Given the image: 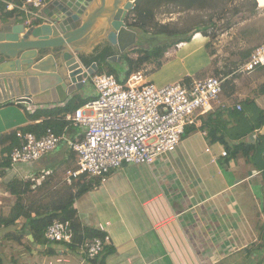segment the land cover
I'll list each match as a JSON object with an SVG mask.
<instances>
[{
  "label": "crops",
  "instance_id": "obj_1",
  "mask_svg": "<svg viewBox=\"0 0 264 264\" xmlns=\"http://www.w3.org/2000/svg\"><path fill=\"white\" fill-rule=\"evenodd\" d=\"M24 22L16 12H0V26ZM134 31L138 34V44L132 50L145 49L143 46L148 39H141L140 43L142 33ZM208 43L202 33H194L189 42L170 46L160 67L150 62L144 64L140 72L146 75L147 82L160 88L187 78L195 80L211 66ZM77 46L86 58L95 56L97 50L112 49L108 32L97 26ZM136 54L129 57L136 59ZM121 65L126 70V63ZM96 95L89 80L83 90L63 104L35 106L9 101L0 106V140L3 135L44 120L31 121L28 110L33 114L38 109L62 108L76 98L89 100ZM251 100L264 109V95ZM243 101L246 98L237 94L224 96L215 109L220 104L233 107ZM250 116L249 119L253 117ZM205 117L201 118V126L208 119ZM225 119L229 122L227 142L230 145L241 142L252 145L264 134L262 129L237 138V124L227 116ZM77 132L79 129L72 127L68 133L74 136ZM227 151L225 144L212 142L207 131L195 129L183 137L176 152L158 159L152 168L124 165L112 173L106 184L97 189L93 187L82 199L78 198L75 207L82 226L98 230L100 224H109L105 233L111 238L110 247L114 252L107 257L106 264H223L225 259L244 249L253 252L247 264H256L264 256V150L253 160L243 155L223 157L222 153ZM76 167L77 158L63 144L33 165L16 166L12 171L16 176L10 179L8 174L6 178L39 183L55 173L56 182L61 180V191L68 189L66 172ZM55 186L58 187L57 183ZM4 196L12 202L3 214L7 215L16 200L7 190ZM2 202L0 200V204ZM3 233L2 229L0 236ZM27 238L33 241L30 236ZM5 241L9 245L14 240L6 238ZM32 248L39 264H54L55 261L58 264H92L84 260L81 253H60L66 250L61 246L57 247L58 256L47 255V247L35 244Z\"/></svg>",
  "mask_w": 264,
  "mask_h": 264
},
{
  "label": "built area",
  "instance_id": "obj_2",
  "mask_svg": "<svg viewBox=\"0 0 264 264\" xmlns=\"http://www.w3.org/2000/svg\"><path fill=\"white\" fill-rule=\"evenodd\" d=\"M53 1L0 0L7 11L19 12L27 27L44 24L42 13ZM257 2L260 7V1ZM260 69H264V43L237 71L250 75ZM90 81L96 97L66 116L79 132L70 136L67 127L62 134L48 130L39 138L19 131L20 145L10 155L14 168L33 165L65 144L77 158V167L66 172V185L72 186L81 176H86L97 180L94 187L103 186L124 165L152 168L158 159L176 152L187 129H201V118L213 112L224 96V81L216 77L195 79L190 84L182 81L163 88L147 82L143 72L132 74L125 83L108 74H95ZM237 109L241 110V105ZM222 156L229 157L227 152ZM108 225L100 224L98 231L105 233ZM45 236L51 245L71 244L74 231L69 222L55 220ZM110 244L108 234L104 238H85L81 251L87 259L94 260Z\"/></svg>",
  "mask_w": 264,
  "mask_h": 264
},
{
  "label": "trees",
  "instance_id": "obj_3",
  "mask_svg": "<svg viewBox=\"0 0 264 264\" xmlns=\"http://www.w3.org/2000/svg\"><path fill=\"white\" fill-rule=\"evenodd\" d=\"M198 1L199 0H138L135 3V7L128 18V25L143 35H153L154 37L159 36L163 38H153L152 40H155L156 44L151 47V49L139 50L137 52L138 57L136 59L130 58L127 54L123 57L121 64L125 62L127 66L124 78L120 77L117 69L113 66L114 63L108 60L109 57L114 55V51L111 48L101 51L97 50L95 56L84 59L85 64L87 66H91L93 63H97L99 65L97 74L113 75L120 83H125L132 74L140 72L144 64H148L150 62L154 64L158 63L156 67H160V59L165 56V50H167L170 46H176L181 43L189 42L193 36L192 34L194 33H191V35L184 34L181 36L178 33L169 31L167 26H158V29L154 33H151L148 29L154 20L155 9L165 3L182 4L185 7H188V9H192L194 8L193 4ZM4 11H6V6L0 2V12ZM16 13L20 16L19 12ZM132 20L134 21L131 22ZM198 31L200 30H197L196 33ZM210 46V43H208V51L210 50ZM250 55L251 53H247L244 58L248 59ZM184 81L186 84H190L193 80L187 78ZM92 99L83 100L81 98H76L62 108L38 109L33 114H31L28 110L27 114L31 121H38L43 118L44 120L40 124H32L21 128L18 131L2 136L0 140L1 153L6 155V159L5 162L0 165V167L3 168L1 175L6 177L9 172L14 169L10 155L13 149L20 145V140L18 138L19 131L23 133H32L39 138L45 135L48 130H52L57 134H62L67 127H73L71 123L66 120L67 114L75 113L76 110L86 105ZM238 105H241V110L237 109ZM247 109L251 110L248 111L247 114L249 112H255L251 119L247 117L245 112ZM226 116L235 121L237 124L235 127V134H237V138H240L248 133L264 129V109L258 108L253 100L248 99L243 101L241 104L236 103L233 107H219L213 112L206 114L205 118L208 119L204 122L203 126H201L202 130L207 131L208 137L211 138L212 142H221L226 145L229 158H235L239 155H243L245 157H252V160L255 159L256 156L264 150V134L259 136L256 139V142L252 145L245 142H241L237 145H230L227 142V135L230 130L228 131L227 129L229 122L225 119ZM212 121L214 126H212ZM193 130H195L194 127H189L186 134L192 132ZM221 131H225V133L223 132V134L219 136ZM39 177L40 175L37 176V178ZM55 181V173L45 177L43 183H38L37 181H32L30 179L24 181L17 178L9 181L6 185V189L11 196L15 197L16 203L8 216L0 215V231L4 228L19 225V231H21L22 236L26 237V242L24 243V240L16 236L14 233L9 234L7 238H11L14 241H20L22 243L21 245H27L29 249L30 246H34L36 244L42 248L47 247L45 249L47 255L58 256L57 247L61 246L71 253H81V255L84 256V260L89 261L92 264H106L107 257L114 252V250L110 247L111 244L106 245L103 253L94 260L87 259L82 253L81 245L85 238H104L107 234L82 226L78 217V211L75 207L76 200L89 192L94 185L97 184V181L88 180L86 176H81L72 186H68L66 191L61 192L62 194L55 192L57 196L53 197L50 202L44 205L41 203V200H34L31 198L32 195L36 194V191L39 192L45 187H51ZM55 189L57 188L55 187ZM55 220L69 222L71 224L74 231L73 243L52 244L53 248L51 247V244L47 241L45 234L48 227L52 225ZM29 236L33 237V241L27 238ZM252 254V250H241L238 253L232 254L228 257V259H225L223 264H247L251 259ZM261 257L262 258L258 260L256 264H264V256ZM0 264H3L1 256Z\"/></svg>",
  "mask_w": 264,
  "mask_h": 264
},
{
  "label": "water",
  "instance_id": "obj_4",
  "mask_svg": "<svg viewBox=\"0 0 264 264\" xmlns=\"http://www.w3.org/2000/svg\"><path fill=\"white\" fill-rule=\"evenodd\" d=\"M138 0H55L42 15L44 24L0 26V106L15 101L35 106L63 104L97 74L99 65L87 66L83 41L95 26L108 32L120 63L138 44L128 25ZM33 239L32 236H30Z\"/></svg>",
  "mask_w": 264,
  "mask_h": 264
},
{
  "label": "rangeland",
  "instance_id": "obj_5",
  "mask_svg": "<svg viewBox=\"0 0 264 264\" xmlns=\"http://www.w3.org/2000/svg\"><path fill=\"white\" fill-rule=\"evenodd\" d=\"M193 6L194 8L188 9V7L182 4H163L155 9V17L148 30L154 33L158 29V26H167L169 31L178 33L181 36L184 34L191 35V33H196L197 30H200L198 32H201L203 36L208 38V42L211 45L209 52L212 61L210 68L200 73L196 80L208 77L222 79L224 81L225 97H233L237 94L246 98V100H251L253 97L263 96L264 69H260L250 75L239 74L237 70L246 60L244 58L245 55L252 53L258 46L264 43V8L259 7L257 0H199ZM152 36L143 34L140 36V43L141 39H148L146 46H143L145 49H151L156 44V41L152 40L153 38H163ZM138 51L129 50L127 55H133ZM167 51L165 50L166 53ZM164 57L160 59V62L163 61ZM113 66L117 69L120 77L125 75V69L121 67V64L114 63ZM248 111L251 110L247 109L245 111L246 114ZM254 114L255 112H249L247 117H251L250 115L254 116ZM5 159L6 155L0 152V165L5 162ZM23 166L29 165H19V167ZM2 171L3 168L0 167V200L3 201L0 204V212L2 216H8L12 208L7 215L3 214L7 213L6 210L10 209L12 202L9 201L8 197H5L6 195L4 196V191L7 190L6 185L9 182V178L15 177L16 174L10 171L9 178H6L1 175ZM56 179H58V176H56ZM60 181L59 179L57 182H53L51 187H45L39 192L36 191V194L32 195L31 198L41 200L43 205L50 202L53 197L57 196L55 192L62 194L61 192L66 191L63 189L60 191ZM43 182L44 180L39 183ZM56 183L59 188L55 186ZM99 187L96 186L94 189ZM80 199H82V196L79 197ZM15 203L16 201L14 205ZM4 229V233L0 236V256L3 264H39L35 261L36 257L33 255L34 249L32 246L29 249L27 245L22 246L20 241H12L11 245H7L5 239L8 233H14L22 240L26 239V237L22 236L21 231H19L20 226L16 225ZM54 264L58 263L55 261Z\"/></svg>",
  "mask_w": 264,
  "mask_h": 264
},
{
  "label": "bare ground",
  "instance_id": "obj_6",
  "mask_svg": "<svg viewBox=\"0 0 264 264\" xmlns=\"http://www.w3.org/2000/svg\"><path fill=\"white\" fill-rule=\"evenodd\" d=\"M259 1H260V4H261L260 7L264 8V0H259Z\"/></svg>",
  "mask_w": 264,
  "mask_h": 264
}]
</instances>
